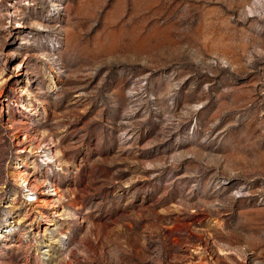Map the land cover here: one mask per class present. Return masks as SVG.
Instances as JSON below:
<instances>
[{"label":"rangeland","instance_id":"rangeland-1","mask_svg":"<svg viewBox=\"0 0 264 264\" xmlns=\"http://www.w3.org/2000/svg\"><path fill=\"white\" fill-rule=\"evenodd\" d=\"M0 264H264V0H0Z\"/></svg>","mask_w":264,"mask_h":264}]
</instances>
